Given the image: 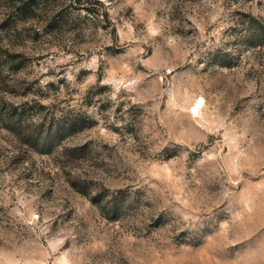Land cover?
<instances>
[{"label":"rangeland","instance_id":"374dc122","mask_svg":"<svg viewBox=\"0 0 264 264\" xmlns=\"http://www.w3.org/2000/svg\"><path fill=\"white\" fill-rule=\"evenodd\" d=\"M33 2L0 9V264H264V0Z\"/></svg>","mask_w":264,"mask_h":264},{"label":"trees","instance_id":"16d2710c","mask_svg":"<svg viewBox=\"0 0 264 264\" xmlns=\"http://www.w3.org/2000/svg\"><path fill=\"white\" fill-rule=\"evenodd\" d=\"M33 1L34 0H1L0 9L8 13L4 21H11L13 16L16 19H20L22 22L32 19V13L38 8ZM241 17L243 22L238 23L237 27L240 28L241 34L243 33V35L238 36L236 41L249 48L253 47L261 50L264 47V20L254 18L248 14ZM15 115L18 116L17 114Z\"/></svg>","mask_w":264,"mask_h":264}]
</instances>
